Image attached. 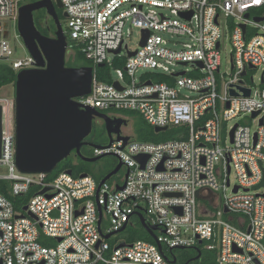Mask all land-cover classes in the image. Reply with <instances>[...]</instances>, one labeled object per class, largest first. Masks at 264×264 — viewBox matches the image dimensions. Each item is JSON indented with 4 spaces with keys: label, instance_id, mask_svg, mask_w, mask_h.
<instances>
[{
    "label": "built area",
    "instance_id": "1",
    "mask_svg": "<svg viewBox=\"0 0 264 264\" xmlns=\"http://www.w3.org/2000/svg\"><path fill=\"white\" fill-rule=\"evenodd\" d=\"M19 1L0 0V20H16ZM60 2L68 48L92 64L90 93L75 101L108 116L137 113L153 128H184L187 137L90 147L91 158L122 163L124 178L112 183L68 171L50 180L52 172L18 171L14 98L0 96V180L11 197L0 194V264H171L167 251L199 247L215 252L217 264H264V194L252 190L264 183V0ZM134 30L146 39L132 51ZM0 62L16 73L34 68L29 55L14 58L1 23ZM98 68L107 73L99 77ZM138 214L156 227L153 243L117 237Z\"/></svg>",
    "mask_w": 264,
    "mask_h": 264
},
{
    "label": "water",
    "instance_id": "2",
    "mask_svg": "<svg viewBox=\"0 0 264 264\" xmlns=\"http://www.w3.org/2000/svg\"><path fill=\"white\" fill-rule=\"evenodd\" d=\"M62 7L60 0H39L35 3L22 5L18 9L17 32L34 64L33 69L18 72L14 83L15 165L19 172L25 174H50L72 152H75L81 161L87 163H94L106 157L85 158L80 153L83 146H95L83 142L91 134L94 119H101L105 123L109 145L113 142V135L118 141L122 140L124 145L129 139L121 136L120 127L126 125L124 119H111L94 109L85 108L75 101V99L90 93L93 71L91 67L66 66L65 56L68 41L55 11V8L62 9ZM40 10H45L47 16L53 21L55 26L53 38L42 35L35 26L33 13ZM63 17L66 18L67 14L64 13ZM242 28L244 30V27ZM2 37L6 38L5 34ZM145 39L146 32H142L140 46L144 45ZM119 51H115L114 54ZM115 86L118 85L115 84ZM240 91L244 97H248L250 94L248 89L242 87H240ZM230 95L238 96L232 90ZM256 115L257 113H254L252 117L254 118ZM235 128L236 126L230 133L231 140ZM166 130V128H154L155 132ZM136 160L143 166L146 157L137 156ZM121 167L122 163L118 160L116 167L100 181L99 185L110 180L120 171ZM67 173L71 174V171ZM84 176L86 174L81 177ZM263 186L264 183H260L252 190H258ZM122 189L123 187L117 190ZM234 191L236 192L237 188ZM24 210L27 208L25 207ZM224 212L226 213L227 210ZM28 216L36 220L30 213ZM138 218L141 227L155 240L156 227H148L144 218L139 214ZM98 225H100V220ZM113 234L106 235L104 238L109 239ZM195 251L199 258L200 251L198 248H195ZM175 262V259L170 261L171 264H175Z\"/></svg>",
    "mask_w": 264,
    "mask_h": 264
},
{
    "label": "trees",
    "instance_id": "3",
    "mask_svg": "<svg viewBox=\"0 0 264 264\" xmlns=\"http://www.w3.org/2000/svg\"><path fill=\"white\" fill-rule=\"evenodd\" d=\"M22 1H19V5L21 6ZM45 12L40 11L36 14V17L34 18V23L37 28V30L42 35H47L48 32L54 33L55 26L53 24L52 20H49L50 27H47L44 25V19H45ZM61 19V17H59ZM69 45L72 48H76L75 43L69 41ZM75 56L74 60H69L66 62L67 67H90L91 63L83 62L84 57L79 50L75 49ZM106 74L107 71L105 69H99L97 70L98 76L100 74ZM17 73L7 64L0 62V90L6 86H13L16 80ZM100 77V76H99ZM92 133V132H91ZM187 137L186 130L184 128H169L166 131L162 132H155L154 128L151 126H148V128L145 131L139 130V142H147V143H162L169 140H182ZM88 141L90 144L91 141ZM96 163V162H94ZM93 163H84L82 161H78L75 165H73L68 159L62 161L60 164L57 165L56 169L52 172V174L49 176L50 180L53 179L57 174L64 172V171H71L72 175L78 176L80 174H87L89 176L90 172L92 170ZM117 163H113L112 165H108L103 169V171L100 172L99 175L96 177H93L97 183H100L102 179L105 178L107 174H109L115 167ZM108 183L109 180H108ZM10 183L8 181L0 180V194L6 196L7 198L11 199L10 194ZM18 199V198H17ZM27 198H19L17 200L18 202H25ZM17 210L22 209L16 207ZM134 227L137 228V232L129 235L127 237V242L132 243L135 241H145L149 243H153V239L147 234V232L141 227L139 221L137 219L134 220ZM200 251V257L197 258L198 254L195 251V249H183V250H170L167 252V256H170L171 258H174L176 260L175 264H217L216 263V254L215 252H207L203 250L201 247L198 248Z\"/></svg>",
    "mask_w": 264,
    "mask_h": 264
},
{
    "label": "rangeland",
    "instance_id": "4",
    "mask_svg": "<svg viewBox=\"0 0 264 264\" xmlns=\"http://www.w3.org/2000/svg\"><path fill=\"white\" fill-rule=\"evenodd\" d=\"M0 23L2 24V35L5 34L6 36V40L8 41L13 53H14V58L15 59H23L26 58L28 56V53L23 45L22 40L20 39L18 32H17V19L16 20H12V19H4V20H0ZM62 25V29L65 32L66 31V19H64L61 23ZM48 27H50V24L48 23ZM140 38H141V33L138 30H134L131 34V36L126 40V44L128 45V49L129 50H136L139 47V43H140ZM232 50V46L229 43V41H225L223 43V47H222V51H221V55L223 58H225L227 61H229L230 58V52ZM75 51L70 50L69 48L66 50V56H65V62L69 61V60H74V56H75ZM83 58V62L89 63L90 61H88L85 57ZM91 63V62H90ZM92 65V64H91ZM99 69H103V68H98ZM226 74L228 75L230 73L229 68H226ZM142 73V70L138 72L137 75H140ZM104 73L100 74L99 76H103ZM110 75L112 76V78H115V71L114 68H112L110 70ZM260 75L261 72L260 71H256L254 73V85H256L257 87H259V79H260ZM0 96L9 98V99H13L14 98V87L13 86H6L4 88H2L0 90ZM112 118L120 117L123 118L126 121V125H124L121 129V135L124 137H128L130 141H139V130L142 129V131H145L148 125L144 119L137 113H128V112H124V113H112L111 115H109ZM98 120V119H97ZM234 121L229 123V126L234 125ZM244 124L250 125V127L252 128V130L256 129V124L253 123L250 119V117L245 119ZM89 140L91 141V143L93 145L96 146H106L109 144V140L107 137V134L105 132V128H103V126L100 125L99 121H95L94 122V128L93 131L91 133V135L89 136ZM113 138H116V136L114 135ZM90 148V147H89ZM89 151V155L92 154V149H88ZM68 161H70L73 165H75L77 162V160L73 159L72 157H68L67 158ZM66 160V159H65ZM118 163L117 158L113 157V156H106L102 159H100L99 161H97L96 163H93L92 165V170L90 172L91 176H97L100 174L101 171H103V169L105 167H107L108 165H112L113 163ZM0 173L2 174H6L7 172L4 169H0ZM126 173V170L124 168H121L120 171L118 172V174H116L115 176H113L109 182L112 183L114 180H119L124 178V175ZM234 173L232 172V174L230 175V181L232 184L235 183V177H234ZM260 194H264V187H262L259 190ZM200 204H203L204 202L202 200H199ZM230 217V215L228 216V218ZM234 223V222H232ZM134 225V224H133ZM129 226L127 227L122 233H120L117 237L123 238V239H127V237L129 235H132L134 233L137 232V228L134 226ZM115 238V237H114ZM175 250H179V249H175ZM169 252V251H167ZM179 264V263H177Z\"/></svg>",
    "mask_w": 264,
    "mask_h": 264
},
{
    "label": "flooded vegetation",
    "instance_id": "5",
    "mask_svg": "<svg viewBox=\"0 0 264 264\" xmlns=\"http://www.w3.org/2000/svg\"><path fill=\"white\" fill-rule=\"evenodd\" d=\"M21 1H22L21 6H22V5H25V4L35 3V2H37V1H39V0H25V1L21 0ZM40 11H44V12H45V10H40ZM40 11H36V12L33 13L34 18L36 17V14H37L38 12H40ZM55 11H56V14H57V16H58V19H59L60 23H62V21L65 19V18L63 17L64 11H63L62 9H59V8H55ZM45 16H46V17H45V19H44V25L48 27V22H49V20H51V18L47 16L46 12H45ZM59 17H61V19H60ZM53 35H54V33L52 34V33L48 32L47 35H44V36H46V37H50V38H53V37H54ZM101 114L106 115V114H104V113H101ZM106 116L109 117L108 115H106ZM109 118L114 119V118H112V117H109ZM117 118H119V117H117ZM95 121H99L100 125L103 126V128H105V123H104L101 119H98V120H97V119H94L93 122H92V131H93V128H94V122H95ZM122 127H123V126L120 127V132H121ZM92 131H91V132H92ZM90 135H91V134H90ZM90 135H89V136H90ZM89 136L83 140L84 143H89V141H88ZM113 137H114V135H113ZM88 149H90L88 146H83V147H81V149H80V153H81L82 156L85 157V158H91V156L88 154V153H89V152H88V151H89ZM69 157H72L73 159L77 160V162H78V161H81V160L75 155V152H72V153L70 154ZM82 162H83V161H82ZM84 163H87V162H84Z\"/></svg>",
    "mask_w": 264,
    "mask_h": 264
}]
</instances>
